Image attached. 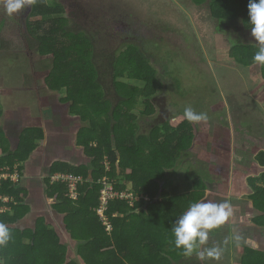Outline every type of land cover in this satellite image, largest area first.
I'll return each mask as SVG.
<instances>
[{
	"label": "trees",
	"instance_id": "obj_1",
	"mask_svg": "<svg viewBox=\"0 0 264 264\" xmlns=\"http://www.w3.org/2000/svg\"><path fill=\"white\" fill-rule=\"evenodd\" d=\"M192 1L196 5L207 4L217 21V31L229 37L235 34L239 41L235 40L229 50L232 60L243 66L251 64L249 67L258 64L253 56L260 45L251 36V26L247 22L248 0ZM64 10L63 4L55 0H38L31 6L25 25L29 48L42 56L52 55V66L44 79L46 86L51 91L65 88L68 93L60 100L69 102L70 112L79 116L83 123L75 136L76 145L83 147L85 162L74 165L56 160L48 169V174L81 175L83 182L77 185L78 197L69 196L65 183L55 181L51 184L49 178L45 180L49 197L55 199L54 210L64 216V225L74 240L78 259L65 263L66 245L60 242L55 231L47 230L41 218L32 228L18 230L13 227L27 210L22 202L25 192L10 179H0V195L10 198L7 208L0 211V223L8 227L11 235L8 243L0 246V264H223L229 257L227 252L220 255V260L208 257L206 250L222 244L226 251L236 237L251 238L245 247L242 240L238 242L242 246L241 256L237 258L240 264H264L254 257V254L264 253V149L254 155L260 176L248 178L247 182L251 188L248 201L253 207V217L246 222L249 220L251 227L240 232L230 223L229 216L226 224L209 232L208 241L197 250L205 251L203 260L196 252L184 255L173 243L174 221L191 203L202 201L208 186L220 194L224 191L227 197L230 193L226 177L223 175V185V178L207 170L205 161L201 168L190 165L184 174L187 180L192 179L191 189L181 192L175 185L171 190L165 188L170 177L193 156L194 148H197L196 153L203 146L204 150L210 148L213 113L208 115L206 111L211 105L205 101L194 105V111L207 115V120L197 123L189 122L181 115L184 112L173 115L170 101L163 93H158L162 82L156 68L137 45L121 41L105 50L96 32L91 33L72 19L69 24ZM242 39L245 43L240 41ZM261 66L264 79V64ZM167 74L179 86V79L170 71ZM125 79L142 85L129 86ZM137 107L140 116L149 118L143 124L131 113ZM176 118L182 120L173 125L172 120ZM247 123L253 130L255 126L250 123H254ZM43 138L44 132L39 126H24L16 133H7L0 121V172L8 167L11 172L16 169L21 177V164ZM222 138L224 136L218 141ZM213 148L218 151V143H213ZM198 160L199 157L196 162ZM104 176L118 191L126 190L128 182L134 196L140 197L133 205L128 198L108 202L104 216L110 230L97 213L99 180ZM233 199L234 195L227 202L230 204ZM18 208L19 214L15 213ZM10 214H13L11 219L4 221ZM222 225L228 228L226 233ZM216 233L227 235V242ZM14 234L17 240L20 236L29 239L20 247L21 252L12 242ZM20 253L23 256L20 257Z\"/></svg>",
	"mask_w": 264,
	"mask_h": 264
},
{
	"label": "rangeland",
	"instance_id": "obj_2",
	"mask_svg": "<svg viewBox=\"0 0 264 264\" xmlns=\"http://www.w3.org/2000/svg\"><path fill=\"white\" fill-rule=\"evenodd\" d=\"M50 1L53 0H47ZM55 1L65 7L64 16L69 24L72 19L91 33L96 32L105 50H110L121 41L137 45L156 68L162 82L158 93H163L170 101L173 115L184 112L185 107L193 109L200 102L211 105L206 111L208 115L213 113L210 148L204 150L203 146L199 153L194 148L193 156L170 177L165 188L171 190L175 185L181 192L191 189L192 179L187 180L184 174L189 171L190 165L201 168V163L205 161L207 170L217 172L215 175L223 178V185L226 177L230 193L227 197L224 191L220 194L208 186L202 201L222 203L234 195L230 203V223L233 227L238 226L240 232L247 226L251 227L250 221L246 222L253 217V207L248 201L251 188L247 182L248 178L260 176L259 164L253 155L264 149V79L261 77V64L243 66L229 57L232 43L239 41L235 34L231 39L226 33L217 31V21L205 2L196 5L192 0ZM30 8L13 17L0 10V23L3 22L0 26L1 124L7 133H16L29 125H39L43 131V126L47 127L48 137L58 138L57 142L68 151L72 160L78 157L85 162L83 147L73 144L76 142V130L83 123L79 116L70 112L69 102L60 100L66 97L67 90L51 91L44 81L52 66V55L42 56L28 46L25 22ZM168 71L179 79V86L167 74ZM124 81L129 86L142 85L130 79ZM131 113L137 116L140 124L149 119L139 115L138 107ZM181 120L173 119L172 124L177 125ZM248 121L256 123H250L255 126L253 130L249 129ZM259 121L262 124H258ZM67 125L72 130L68 128L66 137L59 138L55 129ZM220 136L224 138L218 141ZM213 143H218V151L213 148ZM58 154L61 155V151ZM126 186L123 193L133 205L134 200L140 197L134 196L131 184L127 182ZM144 198L147 199L146 196ZM221 227L225 233L228 231L224 225ZM110 229L111 226L107 228ZM216 236L220 238L221 235L216 233ZM221 239L227 242L228 236H221ZM235 239L229 243L233 247L231 253L235 254L234 259L230 258L228 263L226 260L223 264H240L237 258L242 246H247L251 238ZM239 240L243 241L240 249ZM214 248L221 250L220 255L224 254L225 246L222 244ZM259 254L253 256L264 261V253ZM219 258L221 260V256Z\"/></svg>",
	"mask_w": 264,
	"mask_h": 264
},
{
	"label": "clouds",
	"instance_id": "obj_3",
	"mask_svg": "<svg viewBox=\"0 0 264 264\" xmlns=\"http://www.w3.org/2000/svg\"><path fill=\"white\" fill-rule=\"evenodd\" d=\"M38 0H0V10L9 17L21 14L26 9L35 5ZM248 24H250L251 36L258 42L259 49L254 54V61L264 64V0H248ZM184 116L189 122L197 123L207 120L206 113H198L191 107H185ZM255 155V154H254ZM253 155V158H254ZM231 215L230 204L214 202H194L189 205L175 221L172 227L173 243L178 249H182L184 255L191 256L194 252L198 258H205V251H197L208 241L209 232L223 224ZM8 227L0 223V246H4L10 240ZM208 257L219 258V248L207 249Z\"/></svg>",
	"mask_w": 264,
	"mask_h": 264
},
{
	"label": "crops",
	"instance_id": "obj_4",
	"mask_svg": "<svg viewBox=\"0 0 264 264\" xmlns=\"http://www.w3.org/2000/svg\"><path fill=\"white\" fill-rule=\"evenodd\" d=\"M61 127L62 126L59 127L57 126V128L55 129L56 132L58 131L57 133L56 132L55 133L57 136H59V138L66 137L67 132L65 131L68 128L72 130L70 125H67L64 128ZM43 129H44L43 131L44 138L39 142L38 147L31 153V155L23 163V165L21 164V166H23L22 175L16 182H14L19 188L24 189L25 196L22 202L27 207V210L24 212L21 218L17 220L15 224H13V227L17 228L18 230H25L26 228H32L35 225L36 221L38 222V219L41 218V220H44V226L48 228L47 230L55 231L59 236L60 242L66 245L67 250H66L65 258L66 261L69 262L70 259H78V254H76V249H75V243L73 245L74 240L70 237L69 235L70 232L69 230L66 229L64 225V219H63L64 216L56 212L53 208L55 199L49 197L46 189L47 186L45 180L49 175L48 169L53 161L56 160L66 161L74 165L83 162L78 157L77 159L72 160L69 156L68 151L63 150L62 145L57 142V140L59 139L57 138V140H54L53 138L48 137V133L46 132V130H48L47 127L44 128L43 126ZM245 138L249 139V137H245ZM73 144L76 146V142H74ZM59 151H61V155L58 154ZM0 154H1V149H0ZM16 212H18L19 214L21 212L20 208H18L15 211V213ZM13 214H10L7 218L4 219V221H6V219L8 220L11 219V216H13ZM236 227L238 226H234V228ZM28 241L29 239L24 236H20V238H18L17 240L16 234H14V239L12 242L15 243L18 250H20V247L28 243ZM52 243L53 241L50 240L51 245ZM228 246L229 247L226 249V251H224V254L225 252L229 254L228 259H226L227 263L228 260H230V258L234 259L235 256V254L233 256V253H231L233 247L231 245ZM10 247L11 246H8L7 248ZM240 247L241 245H239V249ZM239 249L237 248V251H239ZM21 251L22 250L18 252ZM241 253L242 252H240L239 257L241 256ZM21 256H23V254L20 253V257Z\"/></svg>",
	"mask_w": 264,
	"mask_h": 264
},
{
	"label": "built area",
	"instance_id": "obj_5",
	"mask_svg": "<svg viewBox=\"0 0 264 264\" xmlns=\"http://www.w3.org/2000/svg\"><path fill=\"white\" fill-rule=\"evenodd\" d=\"M18 174L19 173L16 169L11 172L7 167L5 168V171L0 172V179H10L12 182H16L20 178ZM47 178H49L50 182L61 181L65 183L67 185L68 191L71 193L70 197L72 199L77 198V185L83 182V177L81 175H74L70 173H53L49 174ZM99 183L101 184V188L99 191L100 205L97 208V213L100 218L104 220V224H107L106 228H108L110 226L109 223H106V219L104 216V210L106 209L108 200L115 198H125L127 197V194L123 193V191L116 190L106 176L102 177V179L99 180ZM0 201V211H3L7 208L8 205H6V203L10 201V198L8 196L0 195Z\"/></svg>",
	"mask_w": 264,
	"mask_h": 264
},
{
	"label": "bare ground",
	"instance_id": "obj_6",
	"mask_svg": "<svg viewBox=\"0 0 264 264\" xmlns=\"http://www.w3.org/2000/svg\"><path fill=\"white\" fill-rule=\"evenodd\" d=\"M54 182H55V181L50 182V183L52 184V183H54ZM60 182H61V181H60ZM109 182H110V180H109ZM62 183H63V182H62ZM110 183L112 184V182H110ZM68 192H69V191H68ZM76 192H77V197H78V190H76ZM69 194L71 195L70 192H69ZM70 195H69V196H70ZM110 200H112V199H109L108 202H109ZM99 204H100V199H99Z\"/></svg>",
	"mask_w": 264,
	"mask_h": 264
},
{
	"label": "flooded vegetation",
	"instance_id": "obj_7",
	"mask_svg": "<svg viewBox=\"0 0 264 264\" xmlns=\"http://www.w3.org/2000/svg\"><path fill=\"white\" fill-rule=\"evenodd\" d=\"M0 18H2V17H0ZM3 20V19H2ZM3 24V22L2 23H0V26ZM2 42V40H1V36H0V43ZM254 154H255V152H254Z\"/></svg>",
	"mask_w": 264,
	"mask_h": 264
}]
</instances>
